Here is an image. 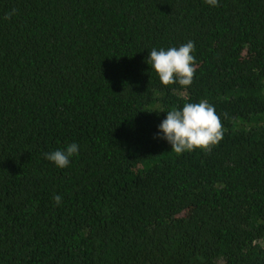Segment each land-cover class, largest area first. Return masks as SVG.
Here are the masks:
<instances>
[{
	"label": "trees",
	"instance_id": "trees-1",
	"mask_svg": "<svg viewBox=\"0 0 264 264\" xmlns=\"http://www.w3.org/2000/svg\"><path fill=\"white\" fill-rule=\"evenodd\" d=\"M201 100L223 137L177 155L153 111ZM0 264H264V0H0Z\"/></svg>",
	"mask_w": 264,
	"mask_h": 264
},
{
	"label": "clouds",
	"instance_id": "clouds-1",
	"mask_svg": "<svg viewBox=\"0 0 264 264\" xmlns=\"http://www.w3.org/2000/svg\"><path fill=\"white\" fill-rule=\"evenodd\" d=\"M211 7L218 5V0H205ZM195 45L193 41L179 47L152 48L146 63L150 66L164 86H191L195 73ZM166 113L158 126L156 138L167 142L171 151L177 155L195 150L211 151L222 137V123L215 107L206 100L185 103L182 108H172ZM80 146L73 142L64 148L55 149L45 154V158L58 169L70 166L72 158L79 154ZM61 197L56 196L59 205Z\"/></svg>",
	"mask_w": 264,
	"mask_h": 264
}]
</instances>
